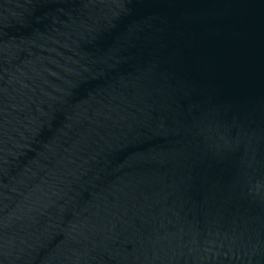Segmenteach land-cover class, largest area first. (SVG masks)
Instances as JSON below:
<instances>
[{
    "label": "water",
    "instance_id": "95a60500",
    "mask_svg": "<svg viewBox=\"0 0 264 264\" xmlns=\"http://www.w3.org/2000/svg\"><path fill=\"white\" fill-rule=\"evenodd\" d=\"M0 264H264V0H0Z\"/></svg>",
    "mask_w": 264,
    "mask_h": 264
}]
</instances>
